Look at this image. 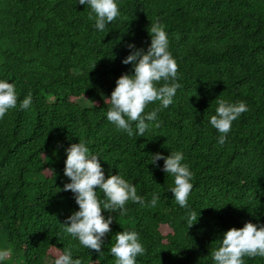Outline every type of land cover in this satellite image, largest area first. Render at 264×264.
I'll list each match as a JSON object with an SVG mask.
<instances>
[{
	"label": "trees",
	"instance_id": "1",
	"mask_svg": "<svg viewBox=\"0 0 264 264\" xmlns=\"http://www.w3.org/2000/svg\"><path fill=\"white\" fill-rule=\"evenodd\" d=\"M115 2L120 15L100 31L78 0H0V80L14 83L18 96L0 119V250H10L0 264H54L68 248L81 264H115L110 248L122 231L137 232L146 249L136 264H214L211 252L229 229L264 225V0ZM154 22L167 33L180 88L169 107L148 104L144 115L158 110L157 119L130 138L107 120L105 101L122 74H134L122 61L147 51ZM218 100L249 109L223 145L209 122ZM79 141L100 157L106 179L120 174L145 204L159 196L155 207L129 201L123 216L103 211L113 221L100 254L63 231L79 210L63 191L71 182L66 149ZM176 151L193 173L188 209L174 200L164 160L150 163ZM188 211L199 214L190 228Z\"/></svg>",
	"mask_w": 264,
	"mask_h": 264
},
{
	"label": "clouds",
	"instance_id": "2",
	"mask_svg": "<svg viewBox=\"0 0 264 264\" xmlns=\"http://www.w3.org/2000/svg\"><path fill=\"white\" fill-rule=\"evenodd\" d=\"M80 5H87L95 14V27L103 31L107 23L114 21L119 15V8L115 0H78ZM151 43L147 51L136 49L132 51L123 64H132L134 74H122L116 81V87L110 97H106L108 105L107 120L119 132H125L130 138L144 136L149 123L157 119V111L146 115L148 104L159 102L163 108L173 103V98L180 84L178 80V65L168 50L169 41L164 26L159 22L150 24L148 29ZM129 49H135L134 44H128ZM95 67V65H94ZM93 67V68H94ZM161 81L163 85L157 87ZM32 94L29 93L19 104L22 110H27L32 104ZM18 96L15 84L0 80V119L9 110L17 107ZM215 115L210 117L211 126L219 133L218 143L223 145L227 134L231 130L232 122L249 109L244 102L230 104L218 100ZM135 124V131L133 129ZM155 127H160L159 123ZM64 174L70 183L64 185L63 191H71L79 210L70 215L63 223V231L79 245L101 253L104 237L111 232L110 225L113 218L107 219L102 212H119L121 216L127 212L126 204L131 201L141 206L155 207L159 196L153 193L152 199L145 204V199L137 194V188L120 174L109 175L105 178L104 170L99 162V156L91 154L90 149L82 141L73 143L66 149ZM163 159L162 171L174 178V187L170 191L174 194L175 202L188 209V198L193 188L190 180L193 173L189 166L182 163L183 154L179 151L171 152L164 157L160 153L152 155L151 164ZM97 189L104 194L101 200ZM60 191V190H59ZM195 211H188V228L198 220ZM115 243L110 252L115 257V264H136V257L144 255L145 247L141 244L139 234L135 231H122L115 234ZM10 256V250H0V262ZM264 258V225L251 222L245 223L243 228H231L224 233L221 244L213 249L211 257L214 264H244L243 257ZM54 264H81L79 259L72 258V250L68 248L59 254Z\"/></svg>",
	"mask_w": 264,
	"mask_h": 264
}]
</instances>
